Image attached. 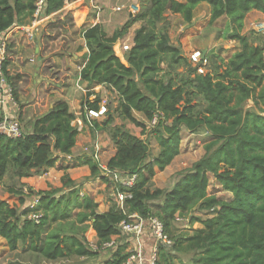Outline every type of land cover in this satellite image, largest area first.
<instances>
[{
    "label": "trees",
    "instance_id": "obj_1",
    "mask_svg": "<svg viewBox=\"0 0 264 264\" xmlns=\"http://www.w3.org/2000/svg\"><path fill=\"white\" fill-rule=\"evenodd\" d=\"M64 1L44 0L43 16L62 9ZM36 2L0 0V34L5 42L2 74L20 123V111L25 105L18 96L22 70L11 67L15 63L11 36L13 26L31 22ZM201 3L210 8V23L221 17L227 19L220 37L237 42L239 48L205 74L196 72L197 65L186 73L176 72L189 64L179 48L170 44L164 33L157 32L156 26L164 20L165 11L189 24ZM251 11L264 15V0H149L132 22L111 35L99 24L81 28L80 38L87 52L78 77L88 90L85 103H81L85 107L81 115L85 109H98L100 98L93 94L95 87L112 90L117 96L119 115L134 126L143 127L134 114L148 122L154 116L159 118L153 131L159 151L146 160V140L122 129L112 134L115 152L106 168L134 176L130 187L118 184L116 189L130 195L122 208L97 212V204L75 189L60 195L56 191H38L35 204L21 211L0 200V238L9 251L22 246L23 255L46 262L87 258L94 254L84 238L88 229L95 232L97 244L102 246L119 236V225L129 222L135 214L142 219L156 218L172 242L173 254L159 248L155 264H174L178 255L188 253L192 254L190 264H264V47L252 45L241 34L244 19ZM75 12L71 11L72 16ZM75 18L80 23L79 16ZM136 22L141 25L133 32L123 63L114 55L112 46ZM56 26L66 31V23L57 20L47 25L40 36L39 62L46 68L51 59L46 56L48 44L43 36H48L47 28ZM26 41L31 42L27 36ZM162 64L166 65L165 71ZM56 78V85L65 89L66 75ZM91 96H95L93 100H87ZM31 120L30 131H23L18 138L0 134V179L8 174L21 179L30 177L31 172L38 175L53 168L65 171L81 166H87L91 176L105 178L94 161L72 154L80 132L74 125L76 116L65 101L54 102ZM110 121L111 117L106 123ZM90 126L92 130L100 128L96 119L90 121ZM182 128L190 133L199 128L207 132L209 142L204 146V155L180 174L171 189L151 190L149 182L155 168L162 171L179 154ZM211 180L231 198L223 200L208 194ZM8 191L19 197L20 204L33 194L31 191L24 195L12 188ZM195 211L213 214L201 219L192 214ZM177 218L188 219L189 225L198 223L201 228H189L190 234L180 233L175 226ZM125 248L126 244L118 246L104 264H121L129 254Z\"/></svg>",
    "mask_w": 264,
    "mask_h": 264
},
{
    "label": "rangeland",
    "instance_id": "obj_2",
    "mask_svg": "<svg viewBox=\"0 0 264 264\" xmlns=\"http://www.w3.org/2000/svg\"><path fill=\"white\" fill-rule=\"evenodd\" d=\"M72 3V6L70 5L65 8L60 14H53L43 23L45 24L43 26L45 28L47 25L54 23L57 20H62L67 25V28L65 29L66 31H62L58 26L47 28V30H50L48 32L49 34L48 36H43V41L48 44L46 56L51 59L48 63L49 67L40 68V64L36 62L35 57L34 59H29L30 65L26 66V68L25 65L27 59L14 60L15 63L11 65V67L16 70H22V82L18 85V96L21 102L25 103L23 109L20 111L22 120H28L25 123H22L21 120L24 132H28L31 129V118L46 111L48 104H53L54 102L59 101L56 98H58V96L60 97V94L65 96L66 88L62 89L59 85L55 86L56 82L59 80L56 76L60 77L67 73H72V76H74L76 64L81 61L80 57H77L78 61H76V63H73L72 61L73 64L71 65L70 60L65 58L67 56L68 41L65 39L64 33L71 29L76 31L89 25L99 24L107 35H111L114 31L120 30L127 22H132L136 15L149 5V0H72ZM71 11H76L73 13V16ZM209 12L210 8L206 3L199 4L193 12L192 21L189 24H186L178 15L165 11L164 20L157 24V32L164 33L168 37L169 43L179 48L181 54L186 58L187 63L189 64L184 68H177L176 72L186 73L188 70L194 68L189 60V54H191L192 51H199L204 57H206V64L203 68V74H205L212 66H220L223 59L226 60L234 51L238 50L239 46L237 42L224 40L220 37L222 31L226 27L227 19L221 17L215 22L210 23ZM80 13H82L81 16ZM75 15L79 16L81 19L80 23L76 22V19H73ZM31 22L28 25H31ZM140 25V22L131 25L124 36L117 41L119 45H131L133 32ZM33 26L38 27L36 23H34ZM43 27L42 25L39 26L36 33H40V30L42 31ZM241 34L246 35L252 45H260L264 47V15L255 12L247 14L244 19ZM69 38H72V36ZM77 44L78 43H75L72 50L69 52H75L78 47ZM113 52H117L116 54L121 61L125 63L124 51L120 53L116 48ZM30 54L31 53H29V56ZM19 62H21L24 67L21 66ZM42 65L44 66L43 62ZM161 66L165 71L166 65L162 64ZM33 73L36 74L35 77H32ZM46 74H49L47 75L48 78L44 77ZM34 78H39L40 82H32ZM41 78L43 80H40ZM75 89L82 92V96L75 97L76 101L74 102V106H76V109H74L76 116L74 124L80 126V133L72 153L74 156L84 155V153H87L85 149L90 150L91 146H93L92 144H96L98 146L99 164L101 167H104L107 160L115 152L111 136L116 129H122L135 137L147 141L149 152L147 153L146 160H150L157 156L159 151L158 145L153 137V131L156 124L154 125L146 121L140 114H134L135 118L143 124V127L134 126L128 120L119 115L116 94L107 88L104 89L102 87L99 89L95 87L93 94L99 96V105L104 104L106 107V113L104 116L96 119L100 128L92 130L93 126L89 125L86 116H82V111H80L81 108H85L81 103H85L84 96L88 90L85 89V85L81 89L76 87ZM52 90L57 93H51ZM70 93H72V90ZM46 96L48 97L47 103L45 104L44 102L43 104ZM94 97L95 96H91L87 100L92 101ZM61 101H64V99ZM247 104L251 105V102L249 101ZM109 117H111V121L106 123ZM78 120L80 122H78ZM208 142L209 136L203 128H199L193 133L182 128L179 154L173 159L171 164L165 167L162 171L155 168V175L149 182L150 189H161L164 191L171 189L180 174L189 170L193 164L204 155V146ZM99 171V173L105 175L102 170L99 169ZM33 173L34 172H31L32 175L28 178L17 179L11 174H8L0 179V200L7 202L10 206H14L17 210L21 211L25 207L35 204L38 191H56L57 195H60L67 193L71 189H75L79 192L80 196L85 195L97 204V212H105L110 208H119L120 202L116 199V189L118 188V181L125 179V176H127L125 172L119 171L118 174H109L104 179L99 176L93 177L90 175L87 166H81L65 171L53 168L38 175ZM27 179L30 181H26ZM33 180H35L34 184L31 185L29 182ZM9 188L19 191L21 190L24 195H27L31 191L33 194L29 198H26L23 204H20L19 197L9 193ZM207 192L208 194H214L223 200H229L231 198V194L221 190L220 186L214 180L209 182ZM192 214L204 219L211 217L213 212L195 211ZM175 226L180 233L189 234L191 233V230L201 228V225L198 223L189 225L188 219L184 218H179L178 221L175 222ZM189 228H191V230H189ZM84 238L88 246L91 245L89 247L91 249L93 248L92 251L94 254L92 256L74 260H59L56 262H46L28 254L23 255L22 246H19L17 251L11 252L5 246L4 241L0 238V264H8L12 262H18L19 264H104V262L113 254L115 247L124 245L127 242V236L120 235L111 239L114 242L112 248H103L102 246H98L95 232L92 229L86 231ZM129 250L130 249L127 248L126 252ZM165 251L173 254L171 247ZM191 258V253L178 255L173 263H189Z\"/></svg>",
    "mask_w": 264,
    "mask_h": 264
},
{
    "label": "built area",
    "instance_id": "obj_3",
    "mask_svg": "<svg viewBox=\"0 0 264 264\" xmlns=\"http://www.w3.org/2000/svg\"><path fill=\"white\" fill-rule=\"evenodd\" d=\"M43 3L44 0H37L35 4V11L32 16V24L28 26L26 31V36L28 39H32L37 32V27H34V23L37 22L39 17L43 16ZM68 3L67 0L64 1V5ZM63 5V6H64ZM63 9V7H62ZM61 10V9H60ZM59 10V11H60ZM118 42L112 46V49H118V52H126L130 48V45L123 44L122 46L117 45ZM5 50V42L3 39V34H0V111L3 109L5 105V99L11 100L10 88L7 85L6 79L2 74V62H3V55ZM114 52L115 56H118ZM189 60L193 65H197L196 72L198 74H203V68L206 64V60L204 55L199 51H192L189 54ZM15 104V103H14ZM106 113V107L104 104L99 105L98 109H85L84 116H86V120L89 122L93 119H99L100 117L104 116ZM17 113L15 115H0V134L6 135L11 138H18L23 133L22 125L18 121ZM158 117L154 116L150 121L151 124H157ZM78 122H80L78 120ZM75 125V124H74ZM76 126V125H75ZM77 130L80 132V126H76ZM91 149H85L87 153H84V156L91 159L98 165V169L102 170L105 175L100 173L103 177L108 176L109 174L116 175L119 171L116 170H109L106 166L101 167L98 161V146L96 144H92ZM100 172V171H99ZM126 178L118 181L119 185L123 187H130L133 184L134 176H125ZM130 197L129 194L123 192H117L116 199L119 200V208L123 207L124 199ZM33 219H37V217L32 216ZM129 222H123L119 225L120 235H126L127 239H130L131 244L134 245L133 248H129L130 250L127 251L129 254L127 257L121 262V264H155L157 258V251L159 248L163 250H167L171 247L172 242L163 232V227L161 223L154 217H150L147 219L139 218L137 215L133 214L130 216ZM179 218H177L178 220ZM147 236L150 238L151 242V249L149 254H145V250L141 248L139 245L140 238ZM118 237V236H116ZM114 245L113 240L108 243L102 245L103 248H112ZM91 246V245H89ZM93 249V248H92Z\"/></svg>",
    "mask_w": 264,
    "mask_h": 264
},
{
    "label": "crops",
    "instance_id": "obj_4",
    "mask_svg": "<svg viewBox=\"0 0 264 264\" xmlns=\"http://www.w3.org/2000/svg\"><path fill=\"white\" fill-rule=\"evenodd\" d=\"M180 1H182V0H180ZM72 4L73 3L71 1V2L67 3L66 5H64L63 6V9H61L60 11L51 13V14H49L47 16H42L41 15L39 17V19L37 20L36 25H38V27L42 25V27H43L45 25L43 23L46 21V19H48L49 17H51L53 14H55V15L60 14L65 8L69 7L70 5L72 6ZM252 12L259 13L257 11H251L248 14H250ZM74 19H76V18L74 17ZM28 26H30V25L13 26V34H12L11 38H12V40L14 42L13 43L14 44V47L12 48V50L14 52L13 53L14 59L15 60H18V59H21V60L22 59H27L26 65H25V68H26V66L30 65L29 59L30 58L31 59H34V57H35L36 62L38 64H40V68H43L42 63L39 62L40 61V54L38 56V53H40L41 45H42L41 44V38H40L41 35L40 34H42V32L45 31V27L42 28L43 29L42 31L39 29L40 30V33H36L34 35V37L31 39V42H29L32 45H31V47H28V46H30V45H27L29 43L26 41V31L28 29L27 28ZM37 31H38V29H37ZM70 36H72V38H69ZM64 37L68 41V43H67V48H68L67 49V56L65 58H68V60H70V64L71 65L74 62L76 63V61H78L77 60L78 59L77 57H80L81 61L79 60L80 62H78V64H76V67H75L76 70H75V75L74 76H72V73H70V74L67 73L66 74V77H67L66 79L67 80H66V89H65L66 94H65V96H62L60 94V97L58 96V98H56V99L59 100V101L62 100V99H64V101L68 104V106L70 108V111L75 114V112H74V109H76V106H74V102L76 101L75 97L77 98V97H81L82 96V92L77 91L75 89V87L76 88H79V89H81L82 87H84V83H82L79 80L78 73H79V70H80V68L82 66V58L81 57H83L84 54H86L87 49L85 48L84 40L80 38L79 30H76L75 31V30H72L71 29V30H69V31H67V32L64 33ZM75 43H78L77 44L78 45L77 48H80V49L78 50L76 48V51L75 52H69L70 50H72L73 45ZM29 53H31L30 56H29ZM117 57H119V56H117ZM72 61H73V63H72ZM21 66L24 67V65H21ZM35 76H36V74L33 73L32 77H35ZM44 77H47V74ZM44 77H43V79H44ZM43 79L41 78L40 80H43ZM32 82L39 83L40 81H39V78H37V79L34 78ZM55 86H57V85H55ZM96 88H99L100 89L101 86H98ZM54 90H52L51 93L52 92L57 93ZM71 90H72V93H70ZM47 100H48V97L46 96L45 101H43V104H44V102L46 104L47 103ZM41 103H42V101H41ZM51 106H52V103L48 104V108H50ZM38 107H40V106H38ZM16 112H17V106L14 103H12L11 100H9V99L6 100L5 99V105H4L3 109L0 111V115H9V114L10 115H15ZM44 112L45 111L41 112L40 114H42ZM73 151H74V148L72 149V153H73ZM49 170H51V169H49ZM26 181H30V180L27 179ZM34 181L35 180H33V181L29 182V183L31 185H33L34 184ZM139 242H140L139 245L141 246V248L143 250H145V254L146 255L149 254L150 249H151V242H152L150 240V238H148L147 236L142 237V238H140ZM128 247L129 248H133L134 247V245L131 244L130 239H127L125 251H126V249ZM116 249H117V247L114 248V251Z\"/></svg>",
    "mask_w": 264,
    "mask_h": 264
}]
</instances>
